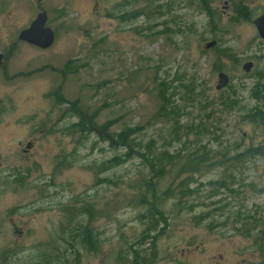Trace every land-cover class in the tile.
I'll list each match as a JSON object with an SVG mask.
<instances>
[{"label":"rangeland","instance_id":"374dc122","mask_svg":"<svg viewBox=\"0 0 264 264\" xmlns=\"http://www.w3.org/2000/svg\"><path fill=\"white\" fill-rule=\"evenodd\" d=\"M206 2L0 0V264H264V0Z\"/></svg>","mask_w":264,"mask_h":264},{"label":"trees","instance_id":"16d2710c","mask_svg":"<svg viewBox=\"0 0 264 264\" xmlns=\"http://www.w3.org/2000/svg\"><path fill=\"white\" fill-rule=\"evenodd\" d=\"M201 2H202L203 10L206 13H209L211 15L212 13H211L208 2H206V0H201ZM235 7H236L235 12L238 14L239 17L246 16L247 5L245 6L242 4L239 5V3H235ZM262 74H264V71L262 72ZM263 78H264V76L261 75L259 80L256 82L257 83L256 86L253 88V91H252V95H254V98L257 99V101L259 103L264 102V81H263ZM230 100H231L230 96L226 97V99L224 100V105H227L228 103H230ZM245 118L248 119L250 122H263L264 121L263 108L261 109V107H259V105H258L257 108L252 109L251 112L248 113ZM127 131H128V133L132 132V130H130V129H127ZM123 137H126V136L121 134L120 138L118 139V142H121V140H122V142H123L122 146L126 147L129 145V143L127 141L126 142L123 141ZM148 150L151 151V153H147ZM259 153L260 152H259L258 148H252V149H249L245 154L253 157L254 155H257ZM134 154L141 156L143 159H145V158L147 159L146 162L148 163V167L151 168V171H152L151 174L154 176V179H156V180L163 179V177L166 173L165 168L168 165L167 162H169V161L171 162V159L167 160L168 158H166V155H167L166 152H162V153L157 154V156L159 158L156 159L154 152L151 150V148L149 146H146L144 153H141L139 150L134 149L133 154H128V156H133ZM112 164L115 166L120 165V163H118V162H112ZM146 183L147 184L143 189V195L145 197L144 199H147L149 194L155 196L156 195L155 193L158 191L157 183L151 184V183H149V181H146ZM188 186H190V184H188ZM159 213H161V211ZM159 213H158V215H159ZM154 220L155 219H153V221ZM91 237H93V234L91 233V235H90V233H89V235H87V239H89ZM260 238H264V228L261 231ZM89 241H87V242H89Z\"/></svg>","mask_w":264,"mask_h":264},{"label":"water","instance_id":"95a60500","mask_svg":"<svg viewBox=\"0 0 264 264\" xmlns=\"http://www.w3.org/2000/svg\"><path fill=\"white\" fill-rule=\"evenodd\" d=\"M48 13L46 10L40 12L29 27L21 30L19 39L26 41L30 45H35L42 49L49 48L53 45L55 41L56 34L54 30L48 26ZM253 23H255L258 34L264 39V14L259 15ZM217 40L212 39L205 43L204 48L211 49L217 45ZM3 62L2 55L0 54V63ZM254 63L252 61L246 62L242 68L244 71L249 72L253 67ZM218 81L216 88L222 90L226 88L230 82V75L226 72H218ZM30 146V145H28Z\"/></svg>","mask_w":264,"mask_h":264},{"label":"flooded vegetation","instance_id":"af4514ba","mask_svg":"<svg viewBox=\"0 0 264 264\" xmlns=\"http://www.w3.org/2000/svg\"><path fill=\"white\" fill-rule=\"evenodd\" d=\"M33 46V45H32ZM34 47H36V48H40V47H37V46H35L34 45ZM52 47V46H51ZM40 49H42V48H40ZM45 49H47V48H45ZM45 49H43V50H45ZM2 55V54H1ZM2 58H3V55H2ZM1 64V63H0ZM28 145H30V146H28ZM27 148L26 149H23V151L25 152V153H29V151L31 150V148L33 147V143L32 142H29L28 144H27V146H26Z\"/></svg>","mask_w":264,"mask_h":264}]
</instances>
